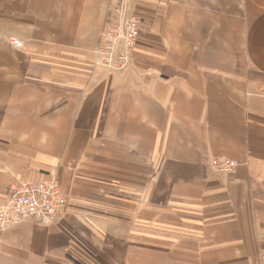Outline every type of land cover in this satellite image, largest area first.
<instances>
[{
	"label": "crops",
	"instance_id": "crops-1",
	"mask_svg": "<svg viewBox=\"0 0 264 264\" xmlns=\"http://www.w3.org/2000/svg\"><path fill=\"white\" fill-rule=\"evenodd\" d=\"M115 1L0 0V204L52 173L67 197L0 233V264H264V0H128L110 73Z\"/></svg>",
	"mask_w": 264,
	"mask_h": 264
},
{
	"label": "built area",
	"instance_id": "built-area-1",
	"mask_svg": "<svg viewBox=\"0 0 264 264\" xmlns=\"http://www.w3.org/2000/svg\"><path fill=\"white\" fill-rule=\"evenodd\" d=\"M139 38L138 18L128 0H117L108 8L105 24L94 51L95 63L110 73H124L131 65ZM18 48L24 43L13 39ZM211 167L221 173L235 169L231 158L214 157ZM67 205V197L55 173L42 180H21L12 183L6 202L0 204V233L17 223L32 220L44 225L52 224Z\"/></svg>",
	"mask_w": 264,
	"mask_h": 264
}]
</instances>
